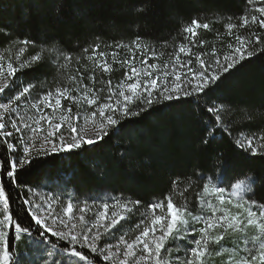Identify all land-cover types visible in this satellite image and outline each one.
Here are the masks:
<instances>
[{
	"label": "trees",
	"instance_id": "1",
	"mask_svg": "<svg viewBox=\"0 0 264 264\" xmlns=\"http://www.w3.org/2000/svg\"><path fill=\"white\" fill-rule=\"evenodd\" d=\"M260 6L259 0L254 5H249L248 0H0V57L3 58L0 63L5 67L9 62L17 65V55L23 60L41 49H50L42 54L34 71L29 70V75L24 77L26 82L68 84V77L78 76L79 69L84 75L83 83L89 87H106L104 82L108 80L115 86L124 80L127 71L128 65L120 62L132 59L133 55V64L141 66L142 59L147 60V65H172L181 43L190 48L191 53L201 56L213 49L218 54L226 53L227 44L235 42L226 27L229 17L232 22L239 23L241 16L250 17L254 14L252 9ZM192 19L207 22L211 27L198 29L195 38H185L182 29ZM244 31L240 29L239 33ZM137 38L140 50L132 52L116 47L117 44L131 45ZM22 39H33L36 47L30 46L20 54L22 45L18 41ZM193 39L195 43L190 42ZM95 44L100 47L95 49L93 60L89 61L86 57L93 55L91 46ZM85 48L89 49L87 53ZM113 53L117 54L116 63H113ZM66 55L72 57L70 62L63 59ZM179 55L181 61L191 59L195 64V55ZM105 59L112 64V71L101 73L96 70L93 73L95 61ZM93 74L95 82L88 79ZM216 95L215 102L224 104L226 113H230H222L227 131L215 125L203 112L200 107L204 104L203 99L198 104L192 98L191 104L172 110H157L159 106H154L151 114L137 118L131 127L122 129L119 137L91 154L100 162L98 165L90 164L89 154L84 153H61L34 160L20 176L22 187L7 189L12 210H19L18 191L23 192V185L33 186L36 193L44 197H56L62 202L71 200L78 206L87 200L93 212L103 210L102 205L107 202L109 210L115 211L118 217L125 213L110 197L123 195L125 200L140 199V206L112 230L116 237L127 234L126 239L131 240L139 234L135 225L142 218L150 224L152 214L148 204L168 195L180 204L186 199L193 214H201L197 194L202 193L204 184L215 182L227 192L231 185L248 180L250 176H259L261 181L257 184L256 198L264 199V156L251 157L234 143L242 137L264 134V54L238 66ZM62 105L76 111V105L71 101L62 100ZM245 113L251 119L246 118ZM209 131L215 132L214 142L204 146L202 141ZM129 134L133 137L131 141ZM129 144L131 148L127 155L119 159ZM4 150L0 147V152ZM217 157L227 162L226 170L216 163ZM105 165L108 168L106 174L100 171ZM222 171L224 175H221ZM178 177L182 181L180 191L191 185L183 197L172 191V181ZM208 197L205 194V198ZM202 214L211 213L204 210ZM188 219L190 223L191 219ZM105 239L114 242L112 237ZM186 242V238L179 236L169 238L166 242L169 261L176 264L174 259L184 255V246H193ZM52 244L57 246L56 252L49 255L47 247ZM66 245L67 241L50 233L40 238L34 231L32 236H24L19 241L10 240V251L13 264H52L53 260L59 264H75L76 258L63 251ZM232 246L239 247V242L233 244L231 236H225L220 244H210L211 255L206 257L205 264H227L225 257ZM78 250L95 264H106L88 249ZM217 252L220 255H216Z\"/></svg>",
	"mask_w": 264,
	"mask_h": 264
},
{
	"label": "snow or ice",
	"instance_id": "2",
	"mask_svg": "<svg viewBox=\"0 0 264 264\" xmlns=\"http://www.w3.org/2000/svg\"><path fill=\"white\" fill-rule=\"evenodd\" d=\"M255 3L257 0H248L249 5ZM259 3L260 7L252 9L254 14L250 17L241 16L239 23L232 22L229 17L226 27L228 33L234 36L235 42L227 44L226 53L218 54L213 49L204 54L207 57L205 59L199 53H191V49L181 43L171 67L164 65L162 81L159 75H154L149 70L156 66L147 65L146 59H142L141 64L147 67L137 69L132 66L135 55L132 59L120 62L130 67V72L124 74L123 81L113 86L111 80H108L104 82L106 87L95 89L83 83L84 75L79 69L78 76L68 77V84L26 82L24 77L29 75V70L34 71L43 58L42 54L50 49H41L23 60L17 55V65L9 62L7 72H4V66L0 63V76L3 77L0 81V147L5 149L0 152V207L3 209L0 211V264H13L10 240L19 241L24 236H32L34 231L40 238L51 233L59 240L67 241L63 251L76 258L75 264H95L94 260L90 261L89 256L78 249H88L106 264H171V261L162 256V251H168L166 242L170 237L180 236L182 232L187 234L189 231L198 232L199 238L190 241L193 246L186 249L183 258L180 255L175 257L176 264H180L182 259L183 264H205L206 257L211 255L210 244H220L226 234L242 233L244 254L232 253L229 264H264V199L256 198L257 184L261 181L259 176H250L248 180L231 185L227 200L224 197V187H213L212 192L218 201L216 205L205 198V194L209 193V186L204 184L202 193L197 194L201 214L194 215L186 199L180 204L174 201L172 195L151 202L147 206L152 214L150 224L142 218L135 225L140 230L139 234L131 240L126 239L127 234L116 237L112 230L127 218V214L133 213L140 206V199L125 200L123 195L118 198L110 197L125 213L118 217L114 211L109 214L107 202L103 203V210L96 212L89 207L87 200L82 206L74 205L71 200L61 206L58 198L41 197L33 186L23 185V192L18 191L19 210L14 212L7 190L9 187L20 189V176L31 167L34 160L41 157L84 153L89 154L90 164L98 165L100 162L91 154L119 137L122 129L125 126L131 127L137 122V118L151 114L150 110L154 106H159L157 110H172L191 104L192 98L198 104L203 99L204 104L200 105L203 112L210 116L215 125L227 131L222 116V113H226L225 106L215 102L218 99L216 94L238 66L264 54V47H258L264 45V31L254 30H264V0H259ZM210 27L207 22L192 19L183 27L182 34L185 38H195L198 29L207 30ZM240 29L245 31L239 33ZM190 42L195 43V40ZM18 43L22 45L19 48L20 54L30 46L36 47L33 39H22ZM91 47L93 55L86 57L89 61L93 60L95 49L100 46L95 44ZM116 47L135 52L141 49V44L137 38L131 45L117 44ZM88 50L85 48L84 52L87 53ZM181 53L195 55V64L191 59L181 61ZM100 55L103 57L104 53ZM112 55L113 63L118 62L115 59L117 54ZM63 59L70 62L72 57L66 55ZM96 70L109 73L112 71V64L106 59L96 60L93 73ZM18 72L20 75H17ZM88 79L95 82L96 76L89 75ZM62 100L74 103L76 111L73 112L71 107H63ZM49 108L52 109L51 115L45 111ZM245 116L251 119L247 113ZM214 136L215 132L209 131L202 144L211 146ZM128 138L130 141L133 139L131 134ZM234 143L251 157L264 156V134L242 137ZM130 148L131 144L119 159H124ZM216 163L222 169H227V162L219 157L216 158ZM100 171L106 174L107 165ZM224 174L222 171L221 175ZM181 183L179 177L173 180L172 191L183 197L191 185H186L180 191ZM233 197L237 198L235 214L224 208L225 204H232ZM204 210L211 214L203 215ZM90 212L95 217L91 223L86 220V215ZM188 218L194 224L203 226L198 229L190 228ZM214 229L219 230V234L212 235L211 231ZM250 230L255 234L249 237ZM106 237H112L114 242H109ZM56 247L55 244L51 245L52 249ZM216 255H220V252ZM52 264L59 262L53 260Z\"/></svg>",
	"mask_w": 264,
	"mask_h": 264
},
{
	"label": "rangeland",
	"instance_id": "3",
	"mask_svg": "<svg viewBox=\"0 0 264 264\" xmlns=\"http://www.w3.org/2000/svg\"><path fill=\"white\" fill-rule=\"evenodd\" d=\"M168 64V63H167ZM151 65H155L156 66V68H154V69H149L150 71H152L153 72V74L155 73V75H159L160 76V79H161V81L164 79V77H163V71H164V65L165 64H163V65H160V63L159 64H151ZM170 67H171V64H168ZM4 66V65H3ZM132 66H134V67H136L137 69H140V68H142V67H147V66H145V65H141V66H137V65H135V64H133ZM4 72H7V67H5L4 66ZM126 73L127 72H130V67L129 66H127V71H125ZM3 80V77L2 76H0V81H2ZM54 102V101H53ZM63 106V105H62ZM46 111V113L47 114H49V115H51L52 114V109H46L45 110ZM209 186V193H207V195H209V197H208V199L214 204V205H216V204H218V201H217V199L215 198V194L212 192V188L213 187H216L217 185H216V183L214 182V183H211V184H209L208 185ZM242 192H243V190H241ZM230 192H231V190L230 191H227V192H225V194H224V197H225V200H227L228 198H229V194H230ZM39 196H41V197H44L42 194H40V193H37ZM46 197V196H45ZM232 199V204L231 205H228V204H225L224 205V208H225V210L226 211H228V212H230V213H232V214H235V212L237 211V209L235 208V204L237 203V198H235V197H233V198H231ZM59 200V199H58ZM60 201V200H59ZM61 202V206H65L66 204H67V202H62V201H60ZM111 212H113V210L112 209H110L109 210V214L111 213ZM115 212V211H114ZM205 216H207V215H205ZM94 219H95V217L93 216V214L90 212V213H88L87 215H86V220H88L89 221V223H91L92 221H94ZM189 226H190V228H192V227H194V228H196V229H198V228H200V227H202L203 225H201V224H194L191 220H190V223H189ZM213 233L215 234V235H217V234H219V230H212L211 231V234L213 235ZM255 233H254V231H252V230H250L249 231V233H248V235H249V237L251 236V235H254ZM50 235H51V233H50ZM226 237L227 236H231L232 237V242H233V244L234 243H236V241L237 242H239V247H236V246H232V247H230V249H229V254H228V256L227 257H225V262L227 263V264H229V262H230V260L232 259V253H234V252H239V254L240 255H243L244 253H243V251H242V249H243V245H242V241H244V234H236V233H231V234H226L225 235ZM224 236V237H225ZM186 238L187 239V242L186 243H190V241L193 239V238H199V233L198 232H196V233H192L191 231H189L187 234H184L183 232L181 233V235L179 236V238ZM191 244V243H190ZM185 248H184V251H186V249H188V248H190V247H188V246H184ZM49 255H52L54 252H56V250L55 249H52L51 247H47V251H46ZM51 253V254H50ZM184 255H185V252H184ZM184 255H181V257L183 258L184 257ZM162 256L164 257V259L165 260H167V261H169L168 260V255H167V253L166 252H164V251H162ZM14 257H15V255H14ZM16 258V257H15ZM174 261H175V259H174ZM181 263H183V259L181 260ZM171 264H175L174 262H171Z\"/></svg>",
	"mask_w": 264,
	"mask_h": 264
}]
</instances>
